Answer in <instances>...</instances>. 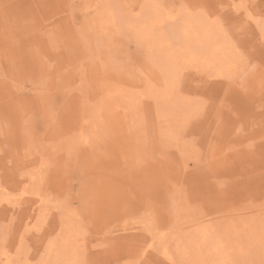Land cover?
Listing matches in <instances>:
<instances>
[{
  "label": "rangeland",
  "instance_id": "374dc122",
  "mask_svg": "<svg viewBox=\"0 0 264 264\" xmlns=\"http://www.w3.org/2000/svg\"><path fill=\"white\" fill-rule=\"evenodd\" d=\"M108 1L0 0V264H264V0Z\"/></svg>",
  "mask_w": 264,
  "mask_h": 264
},
{
  "label": "bare ground",
  "instance_id": "6f19581e",
  "mask_svg": "<svg viewBox=\"0 0 264 264\" xmlns=\"http://www.w3.org/2000/svg\"><path fill=\"white\" fill-rule=\"evenodd\" d=\"M85 1H86L87 3L84 4V9H85V7L88 6L87 9L90 10L89 12H90V13H91V12H94V14H97V12L100 11V10H98V9H99V6H101V7L103 8V4H104V3L106 4V3L109 2L108 0H95V1H92V0H85ZM128 1L130 2L131 0H128ZM134 1H135V0H134ZM152 1H153V0H152ZM154 1H155V0H154ZM156 1H157V0H156ZM158 1H159V0H158ZM172 1H173V0H172ZM174 1H175V0H174ZM177 1H178V0H177ZM177 1H175V4H177ZM238 1H239V0H238ZM248 1H249V0H248ZM250 1H252V0H250ZM131 2H132V1H131ZM168 2H169V0H168ZM170 2H171V0H170ZM182 2H183V1H182ZM141 3H142V1H140V6H142ZM157 3H159V2H157ZM231 3H232V2L230 1V4H231ZM246 3H247V2H246ZM99 4H100V5H99ZM130 4L133 5V7H134V3H130ZM144 4H145V2H144ZM146 4H147V2H146ZM161 4H164V3H161ZM171 4H172L171 8H176V6H173V5H175L173 2H172ZM182 4H183V3H182ZM76 5H77V3H76ZM131 5H130V6H131ZM156 5H157V4H156ZM168 5H170V4H168ZM232 5H234V4H232ZM235 5H236V4H235ZM74 6H75V5H74ZM151 6H152V5H151ZM179 6H181V4H180ZM236 6H237V8H238V5H236ZM135 7H137V6L135 5ZM143 7H144V6H143ZM157 7H158V6H157ZM164 7H165V4H164ZM181 7H182V6H181ZM222 7H223V6H222ZM137 8H138V7H137ZM145 8H146V7H145ZM152 8H154V6H152ZM161 8H163V5L161 6ZM161 8H160V9H161ZM169 8H170V7H169ZM182 8H183V7H182ZM220 8H221V7H220ZM224 8H225V7H224ZM241 8H243V9L245 10V11H244V12H245V15H247V17H248L249 14H247L246 11L250 10V8H249V9H246V8H244V7H240V9H241ZM247 8H248V7H247ZM76 9H77V8H76ZM141 9H142V7H141ZM155 9H156V8H155ZM167 9H168V8H167ZM177 9H178V7H177ZM177 9H176V10H177ZM188 9H190V8H188ZM188 9H187V10H188ZM218 9H219V8H218ZM234 9H235V8H234ZM80 10H81V9H80ZM133 10H134V9H133ZM138 10H139V9H138ZM138 10H137V11H138ZM145 10H149V9L147 8V9H145ZM179 10H181V9H179ZM220 10H221V9H220ZM142 11L144 12V9H143ZM158 11L161 12L160 10H158ZM162 11L165 12L164 9H163ZM166 11L171 12L172 9H170V11H169V10H166ZM217 11H218V10H217ZM221 11H222V10H221ZM223 11H225V10H223ZM233 11H234V10H233ZM101 12H102V11H101ZM101 12H98V13H101ZM134 12H135V10H134ZM180 12H182V11H180ZM183 12H184V10H183ZM187 12H188V11H187ZM248 12H249V11H248ZM174 13H176V11H173V15L175 16L176 14H174ZM190 13H191V12H190ZM198 13H199V12H198ZM198 13L196 12V14H198ZM233 13H234V12H233ZM250 13H252V10H250ZM139 14H140V13H139ZM164 14L167 15V12H165ZM171 14H172V13H171ZM179 14H181V13H178V15L175 16V17H178ZM188 14H189V13H188ZM252 14H253V13H252ZM252 14H250V16H252ZM102 15H103V16H102ZM104 15H105V14H103V12H102V14H99V16H102V18H101L102 20H104ZM168 15H169V14H168ZM191 15H193V14H191ZM204 15H205L204 17L210 21V22H206L207 20H205L206 25H212V29L214 28L215 30H212L213 32H212V31H211V32H212V33H215V32H216V29H218V28H219L218 26H220V25H217L218 23L215 22V21H216V20H215V17L213 18V16H211V15L208 14L207 12L204 13ZM254 15H255V14H254ZM95 16H96V15H95ZM149 16H151V15H149ZM149 16L147 15V17H148V22H149V20H150V18H151V17L149 18ZM183 16H184V15H183ZM183 16H182V17H183ZM197 16H198V15H197ZM197 16H195V18H196ZM199 16L203 19V20L200 19V21H201L202 24H203L204 17H202V16L200 15V13H199ZM141 17H142V15H140V18H141ZM157 17H158V15L155 14V16L152 17L153 19L151 18V19L153 20V23H152V24H156V23H157ZM170 17L172 18V16H170ZM182 17H181V18H182ZM200 17H197V21H198V25H197V26H199V23H200V25H201V22L199 21V18H200ZM242 17H243V16H242ZM112 18H113L112 15L109 14L108 17H107L108 21H107V20H104L105 25L108 26V29L110 28L109 25H111V22L113 23V21H114V20L112 21ZM142 18H143V17H142ZM142 18H141V19H142ZM144 18H145V16H144ZM166 18H167V17H166ZM237 18H238V17H237ZM249 18L251 19L252 17H248V19H249ZM92 19H93V17L91 18V20H90V18H89V19H88L89 22H92ZM159 19H160V18H158V20H159ZM172 19L174 20V17H173ZM183 19H184V18H182V20H183ZM262 19H263V18H262ZM165 20H166V19H165ZM173 20H172V21H173ZM251 20H254V19H251ZM256 20H258V19H256ZM256 20H254V21H256ZM120 21H121V20H120ZM145 21H146V20H145ZM172 21H171V22H172ZM174 21H175V20H174ZM174 21H173V22H174ZM179 21H180V20H179ZM211 21H212L213 23H211ZM87 22H88V21H87ZM95 22L97 23V21H95ZM102 22H103V21H102ZM121 22H122V21H121ZM142 22H143V21H142ZM150 22H151V21H150ZM237 22H238V21H237ZM251 22H252V21H251ZM260 22H261V21H260ZM93 23H94V20H93ZM114 23H115V25H119V24H120V23H117V22H114ZM136 23H137V22H136ZM136 23H135V24H136ZM175 23H176V22H175ZM181 23H182V22H181ZM196 23H197V22H196ZM207 23H208V24H207ZM47 24H48V23H47ZM87 24H88V23H86V25H87ZM94 24H95V23H94ZM179 24H180V23H179ZM179 24H178V25H179ZM214 24H215V25H214ZM263 24H264V23H261V24H260L261 27H263V26H262ZM86 25H85V26H86ZM96 25H97V24H95V26H96ZM98 25H99V24H98ZM171 25H172V24H171ZM192 25H193V24H192ZM238 25H239V24H238ZM253 25H254V24H253ZM258 25H259V24H258ZM260 25L257 26L259 29H261ZM89 26H91V25H89ZM93 26H94V25H93ZM119 26L122 28V24L119 25ZM149 26H150V23H149ZM153 26L155 27V25H153ZM153 26H152V27H153ZM165 26H166V25H165ZM168 26H169V25H168ZM176 26H177V25H176ZM184 26L186 27V25H184ZM184 26H183L181 29L185 28ZM197 26H196V28H197ZM201 26H202V25H201ZM96 27H97V26H96ZM96 27H95V28H96ZM99 27H100V25H99ZM111 27H112V25H111ZM114 27H115V26H114ZM120 27H119V28H120ZM132 27H133V25H132ZM192 27H194V26H192ZM251 27H252V26H251ZM102 28H103V27H102ZM130 28H131V27H130ZM134 28H135V27H133V30H134ZM145 28H146V26H145ZM155 28H156V27H155ZM157 28H158V27H157ZM166 28H167V27H166ZM175 29H176V28H175ZM185 29H186V28H185ZM193 29L195 30V28H193ZM193 29H192V30H193ZM263 29H264V28H263ZM87 30H88V29H87ZM96 30H97V28H96ZM104 30H105V29H104ZM119 30H120V29H119ZM121 30H123V29H121ZM124 30L128 33V29H125V27H124ZM124 30H123V31H124ZM145 30H146V29H145ZM151 30H152V29H151ZM153 30H154V29H153ZM165 30H166V29H165ZM183 30H184V29H183ZM190 30H191V27H190ZM190 30H189V31H190ZM249 30H250V29H249ZM257 30H258V29H257ZM94 31H95V30H94ZM158 31H159V30L157 29L156 31H153V32H154V34H155V33L158 32ZM168 31H169V30H168ZM186 31H187V30H185L184 32H186ZM189 31H188V32H189ZM214 31H215V32H214ZM222 31H223V29H222ZM88 32H89V30H88ZM104 32H106V30H105ZM162 32H163V31L157 33V34H158L157 37L160 36V34H161ZM169 32H170V31H169ZM190 32H191V31H190ZM259 32H260V30H259ZM262 32H263V31H262ZM262 32H260V33H262ZM95 33L98 34L97 31H95ZM147 33H148V31H147ZM173 33H175V32H173ZM179 33H180V32H179ZM251 33H252V32H251ZM251 33H250V34H251ZM63 34H64V33H63ZM163 34H164V33H163ZM189 34H195L193 38L191 37L192 39L199 37V35L196 34V33H194V32H191V33H189ZM220 34H221V33H220ZM225 34H226V33H225ZM258 34H259V33H258ZM89 35H90V34H89ZM93 35H94V34H93ZM169 35H171V34L169 33ZM173 35H174V34H173ZM183 35L185 36L186 33H184ZM62 36H65V34L62 35ZM62 36H61V37H62ZM162 36H163V35H161L160 37H162ZM188 36H189V35H188ZM219 36H220V35H219ZM261 36H262V35H261ZM261 36L259 37L260 39H262ZM86 37H87V36H86ZM119 37H120V36H119ZM160 37H159V38H160ZM220 37H221L222 40H223V36L221 35ZM225 37H226V36H224V38H225ZM227 37H228V36H227ZM66 38H67V37H66ZM116 38H117V37H116ZM175 38H176V37H175ZM175 38H174V40L176 41L177 39H175ZM189 38H190V37H189ZM217 38H218V37H217ZM160 39H161V38H160ZM169 40H172V38H171V39L169 38ZM169 40H167L166 42H165V40H164L165 45H166V43H168ZM174 40H173V41H174ZM219 40H220V39L218 38V41H219ZM227 40H228V43H230V45H233L232 47H235L234 44L231 42V40H229V38H227ZM56 41H58V40H56ZM188 41H190V40L188 39ZM220 41H221V40H220ZM220 41H219V42H220ZM66 42H67V41H66ZM154 42H155V41H154ZM219 42H218V43H219ZM225 42H227V41H226V38H225ZM225 42H224V43H225ZM247 42H248V41H247ZM114 43H115L114 46H116V44H118L119 41H118L117 39H115V42H114ZM216 43H217V42H216ZM216 43H215L214 45L210 46V48H212V47L215 48L212 52L216 51V53H217V52L220 53L222 50L219 51L220 49L217 48L218 44H217V46H215ZM228 43H226V46H225V47H229ZM119 44H120V43H119ZM171 44H172V43H170V46H171ZM219 44H220V43H219ZM66 45H67V44H66ZM168 45H169V44H168ZM223 45H224V44H223ZM223 45H222V46H223ZM227 45H228V46H227ZM56 46H57V45H56ZM117 46H118V45H117ZM71 47H72V46H71ZM166 47H167V46H166ZM192 47L194 48V46H192ZM192 47H190V48H191V51L193 50ZM223 47H224V46H223ZM223 47H222L221 49H223ZM117 48H118V47H117ZM162 48H163V47H162ZM167 48H168V47H167ZM230 48H231V46H230ZM110 50H112V49H110ZM113 50H114V49H113ZM156 50H157V49H156ZM225 50H226V48H225ZM225 50L223 49V51H225ZM158 51H159V50H158ZM195 51H196V50H194V55H195V53H196ZM231 51L234 52L232 49H231ZM111 52H113V51H111ZM202 52H203V51H202ZM209 52H210V51H209ZM232 52H231V53H232ZM66 53H67V52H66ZM192 53H193V52H192ZM205 53H206V52H205ZM224 53L227 54V52H224ZM231 53H230V55H231ZM236 53H237V50H236ZM236 53H235V54H236ZM239 53H240V52H239ZM91 54H92V53H91ZM180 54H182V53L180 52ZM180 54H179V56H181V58H184V55H183V57H182V55H180ZM183 54H184V52H183ZM186 54H187V53H186ZM190 54H191V53H190ZM209 54H210V53H209ZM220 54H221L220 56H222V52H221ZM225 54H223V55H225ZM228 54H229V53H228ZM228 54H227V55H228ZM235 54H233L232 56L234 57ZM237 54H238V53H237ZM112 55H113V54H112ZM194 55H193V56H194ZM214 55H216V54H214ZM186 56H187V55H186ZM211 56H212V55H210V57H211ZM225 56H226V55H225ZM225 56H222L223 59H224ZM237 56H238V58H243L242 55H240V56L237 55ZM241 56H242V57H241ZM217 57H218V55H217ZM217 57H216V58H217ZM222 57H221V58H222ZM190 58H191V57H190ZM200 58H201V57H200ZM229 58H230V56H229ZM234 58H236V56H235ZM171 59H172V58H171ZM171 59L168 61V63H173V61H171ZM178 59H179V58H178ZM195 59H197V58H195ZM209 59H210V58H209ZM211 59H212V58H211ZM218 59H220V57H218ZM225 59H227V58L225 57ZM243 59H244V58H243ZM166 60H167V59H165V62H167ZM204 60H206V59H204ZM227 60H228V59H227ZM235 60L237 61L238 59H235ZM176 61H177V60H175V62H176ZM183 61L186 63V60H185V59H183L182 62H183ZM189 61H190V60H189ZM191 61H192V58H191ZM191 61H190V62H191ZM193 61H194V60H193ZM193 61H192V63H193ZM197 61H198V60H197ZM208 61H209V60H206V62H208ZM212 61H213V59H212ZM217 61H218V60H217ZM229 61H230V60H229ZM231 61H232V60H231ZM241 61H242V60H241ZM198 62H199V61H198ZM206 62H205V63H206ZM192 63H191V66L194 65V64H192ZM175 64H178V63L176 62ZM180 64H181V63H180ZM186 64H187V63H186ZM188 64H190V63H188ZM200 64H201V63H200ZM227 64H228V63H227ZM241 64H242V63H241ZM241 64H240V65H241ZM196 65H197V64H196ZM207 65H208V63H207ZM209 65H210V64H209ZM222 65L224 66V64H221V70L223 71V69H222L223 66H222ZM186 66H187V65H185V68L188 67V66H187V67H186ZM201 66H202V65H201ZM211 66H213V65H211ZM205 67H209V66H205ZM213 67H214V66H213ZM224 67H225V66H224ZM228 67H229V66H228ZM175 68H176V67H175ZM175 68H174V69H175ZM181 68H182V67H180V70H181ZM225 68H226V67H225ZM105 69H106V68H105ZM174 69H173V70H174ZM192 69H193V67H192ZM195 69H196V67H195ZM195 69H193V70H195ZM201 69H202V68H201ZM109 70H110V69H109ZM182 70H183V69H182ZM205 70H206V68H205ZM205 70H204V71H205ZM104 71H105V70H104ZM165 71H166V69H165ZM170 71H171V70H170ZM170 71H169V73H170ZM195 71H196V70H195ZM206 71H212V72H213L214 69H212V70H211V69H208V70H206ZM222 71H221V72H222ZM226 71H227V69H226ZM175 72H176V70H175V71H172V73H175ZM196 72H198V71H196ZM215 72H216V71H215ZM229 72H230V71H229ZM179 73H181V71H180ZM205 73H206V72H205ZM212 74H214V72H213ZM216 74H217V73H216ZM220 74H221V73H220ZM175 75H177V73L174 74V76H175ZM178 75H180V74H178ZM167 76H168V75H167ZM215 76H216V75H215ZM220 76H221V75H220ZM234 76H235V75H234ZM222 77H223V76H222ZM176 79H177L178 81H177ZM176 79L174 80L173 83H175V81H176V83L179 84V81H180V80H179L178 78H176ZM169 81H171V79H170ZM168 83H169V85H170V82H168ZM176 83H175V84H176ZM173 86H174V84H173ZM169 87H170V86H169ZM171 87H172V86H171ZM173 89L175 90V88H172V91H173ZM176 89H178V88H176ZM198 89H199V88H198ZM60 91H61V90H60ZM173 92H174V91H173ZM217 92H218V91H217ZM163 93H164V92H163ZM163 93H162V94H163ZM174 93H175V92H174ZM174 93H172V94H174ZM170 94H171V93H170ZM170 94H169V96L172 95V94H171V95H170ZM167 96H168V95H167ZM167 96L165 95L164 97L167 98ZM169 96H168V99H169ZM176 96H177V95H176ZM178 96H179V95H178ZM189 96H190V95H188V97H189ZM183 98H184V97H183ZM170 99H171V97H170ZM190 99H191V97H190ZM85 100H86V99H85ZM193 106H194V105H193ZM92 108H93V107H92ZM96 110H98V109H96ZM90 111H91V110H90ZM91 114H92V113H90V115H88L89 119H90V117H91ZM86 118H87V117H86ZM83 119H84V118H83ZM91 121H92V119H91ZM91 121H90V122H91ZM88 122H89V120H88L86 123H88ZM84 123H85V121H84ZM90 124H91V123H90ZM90 124H88V125H90ZM99 124H100V121H99ZM83 125H84V124H83ZM85 126H86V124H85ZM85 126H84V127H85ZM95 127H96V126H95ZM91 128H92V127H91ZM93 128H94V127H93ZM93 128H92V129H93ZM89 129H90V128H89ZM96 129H97V128H96ZM98 131H101V128H100V130L98 129ZM98 131H97V132H98ZM91 134H92V137L95 136V135H94L95 133H94V134L91 133ZM82 135H84V134H82ZM90 136H91V135H90ZM85 137H86V136H85ZM95 138H96V136H95ZM88 139H89V138L87 137L86 140H88ZM96 139H97V138H96ZM96 139H95V140H96ZM65 140H66V139H65ZM83 141L85 142L84 136H83ZM97 141H99V140H97ZM170 141H171V140H170ZM86 142H88V141H86ZM86 142H85V143H86ZM85 143H84V144L82 143V144L85 145V146H88V145H86ZM97 143H98V142H97ZM88 144H89V142H88ZM122 144H123V143H122ZM119 145H121V144H119ZM145 146H146V145H145ZM118 147H119V146H118ZM123 147H124V146H123ZM123 147H122V148H123ZM87 148H88V147H87ZM120 148H121V147H120ZM122 148H121V149H122ZM145 148H146V147H145ZM90 150H91V149H90ZM119 151H120V150H119ZM56 153H57V152H56ZM87 153H88V152H87ZM89 156H90V155H89ZM39 198H41V197H39ZM43 198H45V197H43ZM43 198H42V199H43ZM6 202H7V201H6ZM11 203H12V202H11ZM11 205H12V204H11ZM263 207H264V206H263ZM244 209H245V208H244ZM230 210H231V209H230ZM230 210H229V211H230ZM232 210H233V208H232ZM240 211H241V210H240ZM227 212H228V211H227ZM239 213H240V212H239ZM227 214H228V213H227ZM231 214H232V213H231ZM250 215H251V214H250ZM261 215H262V213H261ZM217 216H219V215L217 214ZM249 218H250V217H249ZM259 218H260V216H259ZM223 219H225V218H223ZM237 219H238V218H237ZM237 219H236V220H237ZM261 219H264V218H261ZM258 220H259V219H258ZM200 221H201V220H200ZM237 221H238V220H237ZM212 222H213V221H211V223H212ZM215 222H216V221H215ZM232 222H233V223L230 222L231 224H233L232 227H233L235 224L237 225V223H238L239 225L241 224V223L236 222V221H234V220H233ZM234 222H236V223L234 224ZM260 222H262V221L259 220L258 223H260ZM254 223H255V222H254ZM262 223H263V222H262ZM215 224H216V223H215ZM215 224H214V225H215ZM227 224H229V223H227ZM227 224H226V225H227ZM231 224H230V227H231ZM242 224H243V223H242ZM250 224H251V222L249 223V225H250ZM256 224H257V222H256ZM202 225H203V224H202ZM224 226H225V225H224ZM228 226H229V225H228ZM242 226H244V225H242ZM230 227H229V228H230ZM245 227H246V226H245ZM251 227H252V226H251ZM212 228H213V227H212ZM215 228H216V227H215ZM220 228H222V227H220ZM220 228H219V231L217 230L219 233L222 231ZM227 228H228V227L226 226V229H227ZM229 228L227 229L228 232L226 231V237H228L227 235L229 234V231H230ZM238 228H239V227H238ZM240 228H241V226H240ZM247 228H248V227H247ZM226 229H225V230H226ZM231 229H232V230H235V229H237V227H234V228H231ZM245 229H246V228H245ZM260 229H261V227H260ZM223 230H224V228H223ZM225 230H224V231H225ZM252 230H254V229H252ZM261 230H262V229H261ZM224 231H223V232H224ZM235 231H236V232H237V231H241V232H242L243 230H240V229H239V230H235ZM249 231H250L249 229H248V231H247V229H246V230L243 231V232H244V234L247 233L246 235H248V232H249ZM263 231H264V229H263ZM243 232H242V233H243ZM245 232H246V233H245ZM219 233H218V234H219ZM221 233H222V232H221ZM221 233H220V236H221ZM224 233H225V232H224ZM227 233H228V234H227ZM234 233H235V232H234ZM238 233H240V232H237V234H238ZM261 233H262V232H261ZM263 233H264V232H263ZM237 234L235 233V235H237ZM255 234H256V233H255ZM196 235H197V234H196ZM214 235H215V234H214ZM232 235H234V234H232ZM224 236H225V235H224ZM241 236H242V235H241ZM250 236L252 237V234H251ZM260 236H261V235H260ZM260 236L257 234V239H258ZM263 236H264V234H263ZM263 236H262V237H263ZM218 237H219V235H218ZM239 237H240V236H239ZM207 238H208V237H207ZM229 238H230V236H229ZM232 238H233V237H231L230 240H232ZM235 239H237V237H235ZM245 239H246V237H245ZM247 239H248V238H247ZM255 239H256V238H255ZM257 239H256V240H257ZM261 239H262V238H261ZM191 240H192V239H191ZM203 240H205V237L202 239V241H203ZM227 240H228V243H230V240H229L228 238H227ZM250 240H251V243H252V239H250ZM256 240H255V241H256ZM41 241H42V240H41ZM196 241H197V240H196ZM198 241H199V240H198ZM198 241H197V242H198ZM205 241H206V240H205ZM243 241H244V240H243ZM246 241H247V240H246ZM262 241H264V238L262 239ZM199 242H200V241H199ZM259 242H260V241H259ZM190 243H191V242H190ZM231 243H232V242H231ZM245 243H246V242H245ZM252 244H253V243H252ZM252 244H250V242H249V243L247 244V245H248L247 248H249V246L252 245ZM228 245H229V244H227V246H228ZM243 245H244V243H243ZM243 245H242V246H243ZM261 246H263V245H261ZM243 247H244V246H243ZM250 247H251V246H250ZM252 247H254V246H252ZM258 247H259V246H258ZM228 248L230 249V250H229V249H228V250L231 251V246H230V247L228 246ZM239 248H240V247H239ZM262 248H264V247H262ZM196 249H197V248H196ZM189 250H191V249H189ZM243 250H244V249H243ZM245 250H246V249H245ZM262 250H263V249H262ZM229 251H228V252H229ZM221 252H222V251H221ZM224 252H225V251H224ZM228 252H227L226 254H223V258L225 257L224 255H227V254L230 255L231 252H229V253H228ZM236 252H237V251H236ZM260 252H261V251H260ZM168 253H171V252L169 251ZM191 253H192V252H191ZM191 253H190V254H191ZM204 253H205V252H204ZM255 253H256V252H255ZM190 254H189V255H190ZM240 254H241V253H240ZM184 255H185V254H184ZM184 255H183V257H184ZM186 255H188V253H187ZM186 255H185V256H186ZM189 255H188V256H189ZM228 255H227V256H228ZM263 255H264V254H263ZM191 256H193V255H191ZM191 256H190V258H191ZM221 256H222V255H221ZM241 256H242V255H241ZM217 257H218V256H217ZM262 257H264V256H262ZM192 258H194V257H192ZM192 258H191V259H192ZM226 258H227V257H226ZM228 258H229V257H228ZM255 258H256V257H255ZM218 259H219V258H218ZM260 259H262L261 256H260ZM222 260H223V259H222ZM228 260H229V259H228ZM255 260H256V259H255ZM255 260H254V261H255ZM263 260H264V259H263ZM194 261H195V260H194ZM225 261H227V259H226ZM244 261H245V260H244ZM244 261H243V262H244ZM223 262H224V261H223ZM228 262H229V263H228ZM228 262H224V263H225V264H226V263H227V264H230V260H229ZM242 264H243V263H242ZM257 264H258V263H257ZM260 264H261V263H260Z\"/></svg>",
  "mask_w": 264,
  "mask_h": 264
}]
</instances>
